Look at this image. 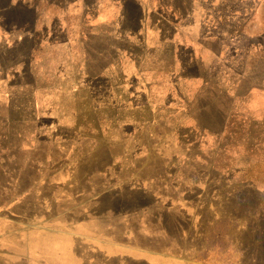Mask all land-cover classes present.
Instances as JSON below:
<instances>
[{"label":"rangeland","instance_id":"1","mask_svg":"<svg viewBox=\"0 0 264 264\" xmlns=\"http://www.w3.org/2000/svg\"><path fill=\"white\" fill-rule=\"evenodd\" d=\"M37 1L0 0V240L19 264H264V0H223L219 35H182L197 0H127L125 19L42 0L44 28Z\"/></svg>","mask_w":264,"mask_h":264},{"label":"crops","instance_id":"2","mask_svg":"<svg viewBox=\"0 0 264 264\" xmlns=\"http://www.w3.org/2000/svg\"><path fill=\"white\" fill-rule=\"evenodd\" d=\"M73 1V0H70ZM126 1L127 0H116V5L117 8L120 7L121 5V10L120 8L119 10V16H121V18L125 19L126 18V13H125V7H126ZM237 1V0H236ZM258 1V0H257ZM260 1V0H259ZM51 2H53V6L55 8H58L60 10H62L63 8V1L62 0H51ZM137 4V8H138V12L139 14H141V2L139 0L135 1ZM223 3H228L226 1L223 0H218V1H214V0H197V5L195 7V10L193 11V14L190 16L192 19L191 22L193 23H189L187 24L186 21H183V18H179V23L181 24L182 30L185 29V26L187 25V31H182L184 34L182 35H219L218 33V28H217V24H219V22L221 21L223 15H222V11H221V7ZM238 3V1L236 2ZM248 3H246L245 7L248 6ZM26 7H28V9L30 8H36L37 11V23L41 24V27L44 28V23L42 21V19L44 18L43 15V11H42V0H38L37 1V5H25ZM93 3H88L86 1H82V3H80V21L85 24V25H91V23L94 20V14H91L92 11L94 10L93 7ZM25 7V8H26ZM66 7V5L64 6V8ZM212 7V12L211 10H207V8H211ZM260 7V5H256V7H249L246 11L245 14L243 16H241L242 18L244 17V19L242 21H244V23H250V22H254L256 15L260 12V10H258V8ZM247 8V7H246ZM250 10V11H249ZM121 11V13H120ZM249 11V12H247ZM60 13H62L60 11ZM118 16V17H119ZM232 16L234 17H238V12L232 14ZM117 17V16H115ZM141 19V15L139 16ZM231 18V15L229 16ZM241 18V19H242ZM117 21H119L118 18H116ZM170 22V21H169ZM243 23V24H244ZM208 24H211V26H208ZM34 27V26H33ZM35 28V27H34ZM40 29V27H39ZM33 29L35 32L37 31H43V29ZM177 30H172L171 35H177ZM23 35H32L26 32L22 33ZM90 35H93V33H89ZM80 35H83L80 33ZM87 35V33H86ZM249 35L250 37H252V34H246ZM257 38L260 39H264V32H261V35L257 36ZM11 230V229H8ZM23 230V229H22ZM7 231V229H0V236L1 233ZM16 232H19V228L16 226L15 229ZM92 231V229H91ZM25 255V256H24ZM29 257V254L27 251L21 249H15L13 245H10L9 242H5L0 240V264H19L24 263L22 261L27 260ZM28 262L25 261V264H27Z\"/></svg>","mask_w":264,"mask_h":264}]
</instances>
